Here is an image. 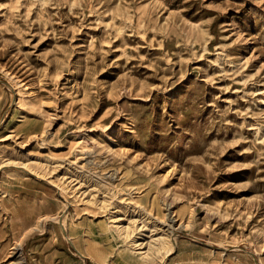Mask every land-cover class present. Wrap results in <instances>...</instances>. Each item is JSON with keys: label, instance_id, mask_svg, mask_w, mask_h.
I'll return each mask as SVG.
<instances>
[{"label": "rangeland", "instance_id": "374dc122", "mask_svg": "<svg viewBox=\"0 0 264 264\" xmlns=\"http://www.w3.org/2000/svg\"><path fill=\"white\" fill-rule=\"evenodd\" d=\"M133 210L163 264H264V0H0V264H142Z\"/></svg>", "mask_w": 264, "mask_h": 264}, {"label": "bare ground", "instance_id": "6f19581e", "mask_svg": "<svg viewBox=\"0 0 264 264\" xmlns=\"http://www.w3.org/2000/svg\"><path fill=\"white\" fill-rule=\"evenodd\" d=\"M26 156H17L14 160L7 158L2 162V168L4 167H11L14 169L12 173H10V175L12 176H28V175H32L35 179L40 180V179H44L46 181H48V183L50 185H52L53 187H57L59 188L60 194L61 196H63L65 198V200H63V202H66V191L68 188L72 189V191H76V193L78 192V190H80L81 188L76 187V184L79 186L82 184L81 181H83V176H77L74 177L73 179H70L68 182L65 179V174L68 173H62L61 177L59 178L58 175H56V179H53V172L60 167V164H57V166H53L52 168H46L45 165L41 164V162H36V161H30L29 159H25ZM56 163V162H55ZM59 163V162H58ZM34 165V166H32ZM44 166V167H43ZM66 166V165H65ZM62 167V164H61ZM63 168V167H62ZM76 181V183H74L72 185V182ZM89 182V181H88ZM90 186V185H89ZM92 186H94V188H96L97 190H101L102 193H104L106 190L103 186H100L98 183H94L92 184ZM93 188V190H94ZM85 191H83L80 195H82ZM105 196H103L104 198ZM101 199V201L99 202V207H102L106 210L110 209L107 208L111 203L107 200ZM67 203V202H66ZM65 203V205H66ZM91 203V202H89ZM132 213H134V216L136 217L135 219L131 220L130 226L126 225H120V221L122 220V218H118L115 217L113 215H109L108 219H109V223L111 224L110 228L111 230L114 229V231H116L118 233V235L122 238L123 241H125L126 246L128 248V250L130 251V254H136L139 255V260L140 262L143 264H163L165 259L172 254L175 249H176V242H175V238H174V233L170 230L171 229V220L168 221L170 224H165V222H163V227H159L157 226V224H159L157 222L154 223L155 220H150L149 218V213L147 211H142V210H137L135 212V210L132 211ZM66 216L62 215L60 216L61 220L59 221V223L61 225H65ZM42 221L44 220H48L50 222H54V223H58V218L57 217H50V219H48V217L42 218ZM167 221V222H168ZM140 222V227L138 225H134L136 223ZM149 224V226L151 225L150 228H153L150 230V232H152L155 229L160 230V234L157 235L156 237H153L152 235L149 236V241L143 242L140 241L139 238H135V231L140 232L141 229L145 226H147ZM61 226V227H63ZM164 226H167L168 228H164ZM65 227V226H64ZM109 227V226H108ZM106 227V229L108 228ZM140 229V230H139ZM112 233V232H111ZM112 236V235H111ZM66 239L70 242L71 238L68 236H65ZM119 240L120 238L117 237ZM123 243V242H122ZM16 250L18 249V247L15 248ZM127 250V251H128ZM15 264H20L19 262H16Z\"/></svg>", "mask_w": 264, "mask_h": 264}]
</instances>
